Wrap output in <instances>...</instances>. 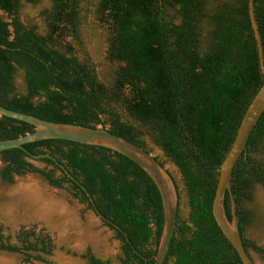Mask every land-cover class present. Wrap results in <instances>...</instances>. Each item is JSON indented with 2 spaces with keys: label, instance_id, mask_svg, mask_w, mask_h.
Returning <instances> with one entry per match:
<instances>
[{
  "label": "trees",
  "instance_id": "obj_1",
  "mask_svg": "<svg viewBox=\"0 0 264 264\" xmlns=\"http://www.w3.org/2000/svg\"><path fill=\"white\" fill-rule=\"evenodd\" d=\"M20 3L0 0V11L10 18L0 16V105L49 121L101 126L151 153L140 128L146 129L178 167L188 208L182 218L178 207L164 264H242L215 221L212 203L220 165L263 84L248 0H98L106 59L113 65L109 82L101 81L92 62L79 58L66 42L80 38V0H50L42 12L44 34L20 19ZM253 8L264 59V0H253ZM20 71L24 90L15 81ZM34 129L0 115V139ZM263 140L264 111L230 184L243 245L262 257L264 248L245 234L251 213L242 203L251 199L255 184L264 188V162L254 157ZM24 147L54 156L112 222L105 223L120 242V253L106 260L87 254L89 264H153L163 207L143 169L102 146L44 139ZM0 161L2 181L34 173L91 208L81 187L49 158L34 159L10 148L0 151ZM224 209L231 219L228 193ZM16 239L12 243L0 224V251L22 254L28 263L45 262L52 252L50 237L34 228L21 227Z\"/></svg>",
  "mask_w": 264,
  "mask_h": 264
},
{
  "label": "rangeland",
  "instance_id": "obj_2",
  "mask_svg": "<svg viewBox=\"0 0 264 264\" xmlns=\"http://www.w3.org/2000/svg\"><path fill=\"white\" fill-rule=\"evenodd\" d=\"M97 1L80 0V38L67 37L66 42L73 46L79 58H88L92 62L101 81L109 82L113 65L106 59V34L97 20ZM49 6L50 0H21L18 15L25 24L35 25L37 31L44 34L47 27L42 12ZM0 16L10 19L2 11ZM15 81L24 90L21 71ZM140 129L151 154L158 157L174 177L180 193L179 213L185 218L188 208L178 167L153 142L148 131ZM254 157L264 162V140ZM36 165L45 166L40 162H36ZM242 204L251 213L245 234L264 248L262 185L255 184L251 199L244 200ZM0 224L12 243H17L16 234L24 227L48 235L53 244L51 254L45 256V262L28 263L22 254L0 251V264H89L85 258L87 254L106 260L120 253V242L115 238L114 231L91 208L79 203L67 190L49 185L34 173L13 175L11 182L0 179ZM249 254L255 264H264V257L259 253L250 249Z\"/></svg>",
  "mask_w": 264,
  "mask_h": 264
},
{
  "label": "water",
  "instance_id": "obj_3",
  "mask_svg": "<svg viewBox=\"0 0 264 264\" xmlns=\"http://www.w3.org/2000/svg\"><path fill=\"white\" fill-rule=\"evenodd\" d=\"M249 16L256 40L259 56L260 70L263 75V84L258 89L247 107L239 124L235 140L222 161L219 169V177L212 203V213L215 221L225 237L238 253L242 264H255L249 252L243 245L236 218L235 203L231 191V174L239 156L246 149V142L264 111V59L262 42L257 28L254 15L253 0H248ZM4 47V45H2ZM0 115L27 122L35 127L34 131L23 136L11 139H0V151L10 148H20L34 159L49 158L60 168L70 179L77 183L89 199L91 209L104 222H112L106 218L96 207L90 193L86 188L69 173L67 168L50 154H32L24 144L44 139H64L81 144L95 145L109 148L116 151L143 169L153 180L161 196L163 207V227L158 242L153 264H164L169 251L170 243L176 228V215L178 210V191L174 178L170 172L151 153H148L140 146L126 140L125 138L111 133L107 129L98 126L90 127L72 123L54 122L38 118L34 115L8 109L0 105ZM228 193L231 201V219H228L224 209L225 194Z\"/></svg>",
  "mask_w": 264,
  "mask_h": 264
}]
</instances>
